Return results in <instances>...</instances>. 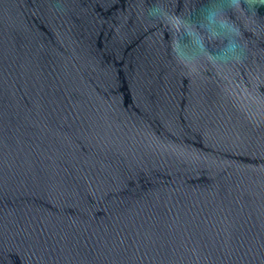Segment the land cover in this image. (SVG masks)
Masks as SVG:
<instances>
[{
  "label": "water",
  "instance_id": "95a60500",
  "mask_svg": "<svg viewBox=\"0 0 264 264\" xmlns=\"http://www.w3.org/2000/svg\"><path fill=\"white\" fill-rule=\"evenodd\" d=\"M0 264H264V0H0Z\"/></svg>",
  "mask_w": 264,
  "mask_h": 264
}]
</instances>
